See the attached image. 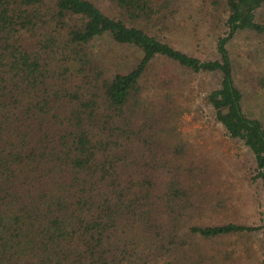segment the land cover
I'll return each instance as SVG.
<instances>
[{"label": "trees", "instance_id": "16d2710c", "mask_svg": "<svg viewBox=\"0 0 264 264\" xmlns=\"http://www.w3.org/2000/svg\"><path fill=\"white\" fill-rule=\"evenodd\" d=\"M179 1L0 0V264H242L264 223L234 219L219 151L181 124L187 81L218 74L210 113L264 183V126L227 47L264 40V0H200L225 27L210 58L164 33Z\"/></svg>", "mask_w": 264, "mask_h": 264}, {"label": "rangeland", "instance_id": "374dc122", "mask_svg": "<svg viewBox=\"0 0 264 264\" xmlns=\"http://www.w3.org/2000/svg\"><path fill=\"white\" fill-rule=\"evenodd\" d=\"M179 2L178 16L181 28L172 34H169V31L164 33L172 37L174 45L188 53L201 58L215 57V40L225 27L221 23L216 24L217 22L208 15L203 19L199 12L200 0ZM260 12L264 19V9ZM107 44V38L102 37L96 40L95 46L105 47ZM227 47L232 58L234 78L238 84H242L246 92L244 110L260 118L264 126V91L253 89L249 84L251 78H256L261 72L264 73L263 37L243 29L234 35ZM182 76H185V72H182ZM191 78L187 83L194 89L195 101L192 103L191 111L184 113L181 129L191 138L198 135L200 140H207L209 147L219 151L226 168V176L231 182L228 195H232V204L237 210L234 219L241 223H264V183L260 176H256L257 169L253 163L252 153L240 140L235 141L224 135L220 125L214 122L206 103L207 89L217 84L219 75L200 73ZM242 238L244 241L239 247L242 264H264V227ZM245 246L246 250H249V255L245 253Z\"/></svg>", "mask_w": 264, "mask_h": 264}]
</instances>
